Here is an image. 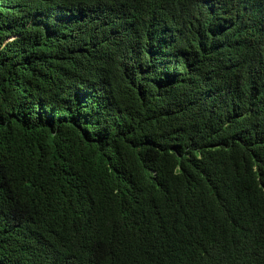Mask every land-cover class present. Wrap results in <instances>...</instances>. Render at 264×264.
Listing matches in <instances>:
<instances>
[{
	"label": "trees",
	"instance_id": "obj_1",
	"mask_svg": "<svg viewBox=\"0 0 264 264\" xmlns=\"http://www.w3.org/2000/svg\"><path fill=\"white\" fill-rule=\"evenodd\" d=\"M0 264H264V0H0Z\"/></svg>",
	"mask_w": 264,
	"mask_h": 264
}]
</instances>
